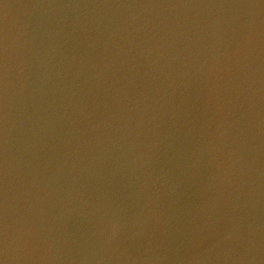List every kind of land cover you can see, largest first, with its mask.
I'll use <instances>...</instances> for the list:
<instances>
[{
    "label": "water",
    "instance_id": "obj_1",
    "mask_svg": "<svg viewBox=\"0 0 264 264\" xmlns=\"http://www.w3.org/2000/svg\"><path fill=\"white\" fill-rule=\"evenodd\" d=\"M0 264H264V0H0Z\"/></svg>",
    "mask_w": 264,
    "mask_h": 264
}]
</instances>
